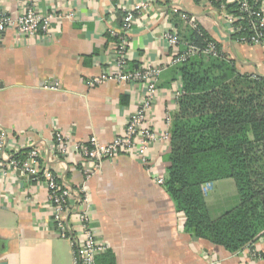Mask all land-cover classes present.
I'll return each mask as SVG.
<instances>
[{"label":"crops","instance_id":"1","mask_svg":"<svg viewBox=\"0 0 264 264\" xmlns=\"http://www.w3.org/2000/svg\"><path fill=\"white\" fill-rule=\"evenodd\" d=\"M29 1L39 14L54 12L57 19L48 36H22L15 29L3 34L0 135L8 136L11 154L36 148L63 184L74 191L87 188L95 233L107 247L98 257L110 255L114 264H264L251 258L248 247L230 252L186 231L184 213L177 211L159 182L170 166V140L149 146L151 169L140 158L123 154L104 160L89 178L76 150L91 136L111 142L125 131L139 106L140 84L109 80L88 86L87 81L116 70L117 39L109 30H119L124 12L137 9L142 1H149L150 7L134 13L128 52L134 69L166 62L164 32L173 27L186 38L193 30L192 18L242 74L264 75V43L235 40L225 8L214 7L212 0ZM260 2L264 8V0ZM0 7L16 17L24 0H0ZM69 13L73 17L67 18ZM181 85L178 68L165 67L151 121L159 132L167 128L165 113L173 119L178 111L175 92ZM56 131L71 140L65 157L53 150ZM204 193L215 218L233 208L228 196L238 197L232 178L207 183ZM51 217L48 190L42 183L18 172L0 177V264H76L73 239L60 237Z\"/></svg>","mask_w":264,"mask_h":264},{"label":"trees","instance_id":"2","mask_svg":"<svg viewBox=\"0 0 264 264\" xmlns=\"http://www.w3.org/2000/svg\"><path fill=\"white\" fill-rule=\"evenodd\" d=\"M212 2L228 13L239 12L235 3ZM200 29L203 36L191 30L181 37L182 51L213 40ZM243 36L233 34L237 41ZM217 47L219 57L200 53L176 66L183 93L170 128V166L163 186L184 213L189 234L237 252L264 236V75L238 72L234 60ZM28 151L16 156L24 159ZM226 178L235 181L239 203L215 218L204 185ZM96 262L114 264L110 255Z\"/></svg>","mask_w":264,"mask_h":264},{"label":"built area","instance_id":"3","mask_svg":"<svg viewBox=\"0 0 264 264\" xmlns=\"http://www.w3.org/2000/svg\"><path fill=\"white\" fill-rule=\"evenodd\" d=\"M233 3L237 4L239 12L237 14L226 12L225 21L230 25L233 33H244L239 42L263 44L264 8L260 0H233ZM149 7V1H142L137 9ZM137 9L132 8L124 12L119 30H109L112 36L117 37L116 70L103 71L89 79L87 84L95 86L109 80L140 84L143 92L139 99V106L128 118L125 131L111 142L102 143L96 136H91L77 146L80 164L87 178L101 168L104 160H112L123 154L140 158L142 163L151 169L152 161L148 156L149 146L161 139L169 140V129L172 124V116L165 113L167 127L165 130L159 132L151 125L155 102L159 95V78L162 71L167 66L176 67L196 54L203 53L215 57L221 55L217 42L207 38L203 48L190 45L187 51H182L181 38L177 29L169 27L163 34V40L167 45L168 60L144 65L138 69L132 68L128 52L135 23L134 13ZM73 15L69 13L66 17L71 18ZM55 19L57 15L54 12L46 15L39 14L29 0H24V9L16 17L8 15L0 7V44L3 34L8 29H15L22 36L32 37L38 33L48 36L51 23ZM190 23L193 30L203 36L195 18L190 19ZM182 93L181 85L175 92L176 99H179ZM7 137L0 135V177H7L11 173L18 172L42 183L48 190V201L52 210L51 218L58 235L73 239L76 264H97L98 255L106 251L107 247L98 240L95 233V221L90 212V193L87 188L83 186L78 191H74L63 184L53 169L42 162L40 152L36 148L29 150L24 159H19L14 152L11 154L7 148L9 139ZM52 146L56 154L65 157L70 152L71 140L61 131H56L53 134ZM164 180L165 178H161L159 182L163 184ZM246 247L252 259L264 260V236L259 242H251Z\"/></svg>","mask_w":264,"mask_h":264},{"label":"rangeland","instance_id":"4","mask_svg":"<svg viewBox=\"0 0 264 264\" xmlns=\"http://www.w3.org/2000/svg\"><path fill=\"white\" fill-rule=\"evenodd\" d=\"M228 200H227V202H232V207H234V206H236L238 203H239V201H238V197H236V198H234L233 196H228V198H227ZM233 201H235V203L233 204ZM217 210V209H216ZM215 212V211H214ZM214 212H212L211 214H212V216H216V214L214 213Z\"/></svg>","mask_w":264,"mask_h":264}]
</instances>
